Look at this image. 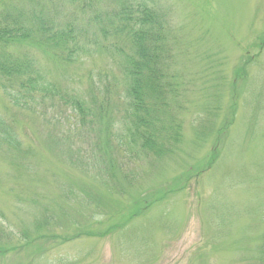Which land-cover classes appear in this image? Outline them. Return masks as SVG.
Wrapping results in <instances>:
<instances>
[{"label": "rangeland", "instance_id": "1", "mask_svg": "<svg viewBox=\"0 0 264 264\" xmlns=\"http://www.w3.org/2000/svg\"><path fill=\"white\" fill-rule=\"evenodd\" d=\"M35 1L82 20L94 50L67 61L20 43L56 88L36 110L0 85L27 148L0 138V264H264V0ZM138 3L162 47L154 124L115 52L132 45L119 19Z\"/></svg>", "mask_w": 264, "mask_h": 264}, {"label": "trees", "instance_id": "2", "mask_svg": "<svg viewBox=\"0 0 264 264\" xmlns=\"http://www.w3.org/2000/svg\"><path fill=\"white\" fill-rule=\"evenodd\" d=\"M29 4L28 8H23L15 2L11 6L7 5L6 9L0 12V85L5 95L16 106L15 108H22L24 111L36 110V106L42 102L37 95L38 93H53L56 88L54 85H49V81L43 79V75L30 52L26 49H19L21 48L19 47L21 46L20 43H22V47L32 43L43 49L57 47L63 51L61 57L67 61L77 60L79 55L82 56L94 50L89 32L86 31L85 33L77 24V21L82 24V20L78 17L59 22L50 10L44 9L43 4L35 0H31ZM138 4L136 5L137 9L134 10H139L138 19L132 14L134 11H129V7L120 13L119 21L121 22H126L124 18L125 15H128L126 19L130 23H126L124 27L120 25V27L127 29L126 35L130 37L132 45L127 50L117 47L115 52L121 54L119 55L121 58L124 57V70L134 80L132 87L134 100L139 101L141 93L148 99L144 103L146 105L145 111L146 113L151 112L154 117L151 119L143 118L141 121L154 124V121H159L158 117L155 116H157L160 108L156 104H149L153 103V96L165 92L159 83V76L163 71L162 47L160 50L158 45L146 42L148 34L152 32V27L149 24L151 22L143 18L142 14L146 16L150 9L145 4ZM132 17L135 22H131ZM118 29L120 28L118 27ZM103 31V34L107 36L108 31ZM52 55L56 56L55 53ZM58 96L64 105L71 107L73 111L77 109L83 114L84 105L76 96L61 94ZM139 104L141 105L140 101ZM149 132L153 133L155 129L149 128ZM0 138L2 143L13 150L27 152L26 144L20 139L14 121L7 120L1 115ZM144 141L146 145L153 146L152 142L156 140L150 138ZM18 245L21 249L24 248L22 243ZM43 250L41 245L32 249L33 255L30 260L34 262L41 259Z\"/></svg>", "mask_w": 264, "mask_h": 264}]
</instances>
